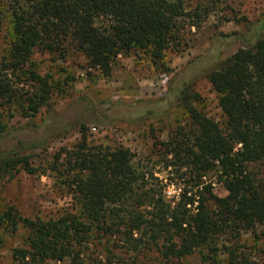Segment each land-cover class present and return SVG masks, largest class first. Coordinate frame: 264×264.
Returning a JSON list of instances; mask_svg holds the SVG:
<instances>
[{
  "label": "trees",
  "instance_id": "1",
  "mask_svg": "<svg viewBox=\"0 0 264 264\" xmlns=\"http://www.w3.org/2000/svg\"><path fill=\"white\" fill-rule=\"evenodd\" d=\"M228 1L198 0L191 14L182 0H0V15L9 14L11 30L0 59V106L33 116L48 105L53 85L32 62L36 48L79 53L89 68L108 77L115 59L135 50L162 60L180 43L185 17L201 20L215 3ZM191 63L185 81L159 102L136 109L111 102L95 107L81 98L62 113L48 110L41 124L8 130L0 120V177L10 178L20 170L37 173L22 151L66 133L81 114L137 120L165 115L179 101L194 127L162 143L171 157L168 166L188 169L172 170L185 182L175 184L180 191L170 199L163 182L138 168L129 149L92 146L82 126L62 168H50L77 211L48 220L23 217L13 206L0 213V222L13 231H27L24 246L12 249L13 264H137L145 249L163 261L205 250L203 261L224 254L226 264H259L241 240L248 233L264 239V195L254 171L264 170V15L241 32L213 36L208 51ZM190 75L203 76L212 87L222 125L194 106L199 96L189 90ZM212 172L226 191L223 197L204 180ZM97 242L122 249L126 258L119 263L89 256Z\"/></svg>",
  "mask_w": 264,
  "mask_h": 264
},
{
  "label": "rangeland",
  "instance_id": "2",
  "mask_svg": "<svg viewBox=\"0 0 264 264\" xmlns=\"http://www.w3.org/2000/svg\"><path fill=\"white\" fill-rule=\"evenodd\" d=\"M182 1L186 12L191 14L198 6V0ZM263 15L264 0L215 3L210 13L202 15L201 20L185 17L179 33L180 43L167 50L162 60H154L150 53L135 50L127 56L117 57L108 77L103 76L97 69L89 68L86 58L79 53L70 51L62 56L36 48L32 62L42 76L49 77L53 85L48 105L33 116L22 114L15 106L10 112L6 107L0 106V120L8 130L31 123L41 124L48 110L62 113L81 98L89 100L95 107L111 102L136 109L140 103L159 102L169 89L177 87L188 78L189 68L194 64L191 61L208 51L213 36L218 33L241 32L249 22H254ZM0 18L1 59L9 44L11 30L9 14L3 13ZM190 78L193 80L189 90L199 96L194 102L196 109L222 125L224 119L217 105V96L208 81L203 76L190 75ZM178 102L165 115L137 120H126L120 114H115L113 118L97 113L81 114L78 118L79 124L66 133L52 137L43 147H28L29 149L23 150L37 173L31 175L20 170L13 178L0 177V213L13 206L23 217L48 220L77 211L68 187L62 185L61 179L50 168L52 164L60 166L65 162L66 152L73 150L81 140L82 126L92 146L129 149L136 166L151 170L165 185L166 196L175 198L180 191L175 184L183 185L185 180L180 181L172 170L188 169L168 166L171 157L166 158L162 143L176 137L179 130L185 133L194 131L187 109L182 102ZM254 171L258 174L259 188L264 195V170ZM216 176L212 172L204 180L212 183L214 194L223 197L226 191L216 181ZM26 235L27 231L23 228L13 231L11 227L0 222V264H13L12 249L23 247ZM263 240L256 241L251 233L244 235L241 240L259 264H264ZM203 252L205 250L181 260L163 261L154 250L145 249L136 258L137 264H226L224 254H220L217 260L209 258L203 261ZM89 256H98L103 261L110 257L119 263L126 258L122 249L105 242H97L91 248Z\"/></svg>",
  "mask_w": 264,
  "mask_h": 264
}]
</instances>
